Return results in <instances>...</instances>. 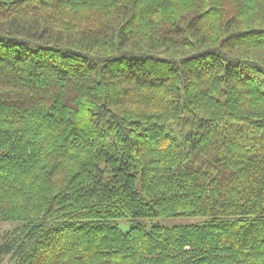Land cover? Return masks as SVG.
I'll return each instance as SVG.
<instances>
[{
  "label": "trees",
  "instance_id": "16d2710c",
  "mask_svg": "<svg viewBox=\"0 0 264 264\" xmlns=\"http://www.w3.org/2000/svg\"><path fill=\"white\" fill-rule=\"evenodd\" d=\"M263 79L264 0H0V264H264Z\"/></svg>",
  "mask_w": 264,
  "mask_h": 264
},
{
  "label": "rangeland",
  "instance_id": "374dc122",
  "mask_svg": "<svg viewBox=\"0 0 264 264\" xmlns=\"http://www.w3.org/2000/svg\"><path fill=\"white\" fill-rule=\"evenodd\" d=\"M263 83H264V79H263ZM202 220L203 218L201 217H192V216H174V217L157 216L152 218L141 219V222L149 226L152 224H157V225L171 227L176 225L196 224V223H200ZM132 222L133 221L128 218H119L112 221V224H116L121 229L127 230ZM16 225H17L16 222L0 220V236L3 232L13 229ZM1 264H12V263H10L8 257L5 256Z\"/></svg>",
  "mask_w": 264,
  "mask_h": 264
}]
</instances>
